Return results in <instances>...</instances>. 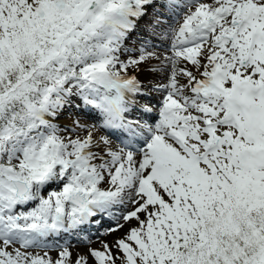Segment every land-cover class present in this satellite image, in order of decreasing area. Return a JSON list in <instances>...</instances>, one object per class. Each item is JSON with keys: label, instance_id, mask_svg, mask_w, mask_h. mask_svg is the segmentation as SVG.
<instances>
[{"label": "snow or ice", "instance_id": "6c2138e0", "mask_svg": "<svg viewBox=\"0 0 264 264\" xmlns=\"http://www.w3.org/2000/svg\"><path fill=\"white\" fill-rule=\"evenodd\" d=\"M0 264H264V0H0Z\"/></svg>", "mask_w": 264, "mask_h": 264}, {"label": "bare ground", "instance_id": "6f19581e", "mask_svg": "<svg viewBox=\"0 0 264 264\" xmlns=\"http://www.w3.org/2000/svg\"><path fill=\"white\" fill-rule=\"evenodd\" d=\"M112 238H113V237H111V236L107 237V239H109V240L112 239ZM94 246H96V245L94 244Z\"/></svg>", "mask_w": 264, "mask_h": 264}]
</instances>
